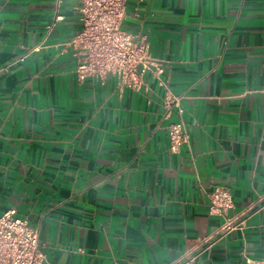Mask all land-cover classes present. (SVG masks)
<instances>
[{"label": "crops", "instance_id": "1", "mask_svg": "<svg viewBox=\"0 0 264 264\" xmlns=\"http://www.w3.org/2000/svg\"><path fill=\"white\" fill-rule=\"evenodd\" d=\"M80 26L75 0H0V214L39 229L44 264H170L223 222L215 187L229 216L264 197V0L128 1L123 27L147 35L183 114L150 73L141 91L80 80L64 50ZM180 121L190 144L173 153ZM249 258L264 199L195 264Z\"/></svg>", "mask_w": 264, "mask_h": 264}, {"label": "built area", "instance_id": "2", "mask_svg": "<svg viewBox=\"0 0 264 264\" xmlns=\"http://www.w3.org/2000/svg\"><path fill=\"white\" fill-rule=\"evenodd\" d=\"M61 1V0H58ZM78 3L81 26L64 43L78 56L75 72L80 80L92 78L105 82L109 74L118 80L121 91L128 87L136 91L148 88L145 75L151 74L159 85L167 88L163 104L170 111L184 113L182 97L172 93L163 79V64L153 58L146 34L131 32L123 27L129 0H75ZM141 1V0H139ZM60 18V16H58ZM22 59V58H21ZM169 113L166 118L169 117ZM170 151L178 152L190 144V134L183 122L168 126ZM209 213L223 217V222L210 235L185 250L170 264H195L198 258L218 240L236 229L244 228L261 198L236 215L229 216L234 206L230 190L215 187L210 193ZM47 256L41 248L39 229L17 216L12 207L0 214V264H44ZM249 264H264L262 259H248Z\"/></svg>", "mask_w": 264, "mask_h": 264}, {"label": "rangeland", "instance_id": "3", "mask_svg": "<svg viewBox=\"0 0 264 264\" xmlns=\"http://www.w3.org/2000/svg\"><path fill=\"white\" fill-rule=\"evenodd\" d=\"M124 29H126V28H124ZM126 30H128V29H126Z\"/></svg>", "mask_w": 264, "mask_h": 264}]
</instances>
